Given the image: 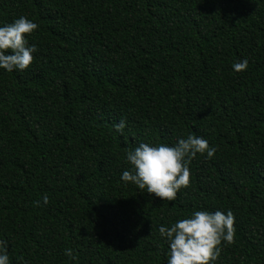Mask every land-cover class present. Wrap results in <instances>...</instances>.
<instances>
[{"label":"trees","instance_id":"trees-1","mask_svg":"<svg viewBox=\"0 0 264 264\" xmlns=\"http://www.w3.org/2000/svg\"><path fill=\"white\" fill-rule=\"evenodd\" d=\"M21 16L35 60L0 69L10 264H167L160 226L229 209L214 264H264V0H0V26ZM190 134L217 150L175 201L121 179L128 150Z\"/></svg>","mask_w":264,"mask_h":264},{"label":"clouds","instance_id":"clouds-1","mask_svg":"<svg viewBox=\"0 0 264 264\" xmlns=\"http://www.w3.org/2000/svg\"><path fill=\"white\" fill-rule=\"evenodd\" d=\"M39 25L25 16L10 24L0 26V69L8 72L29 69L37 51L35 44H29L30 37ZM247 59L233 64L237 72L245 71ZM115 130L123 134L125 122L121 120ZM206 139L195 135L179 138L175 145H150L142 142L134 150H128L126 162L131 170H125L121 179L132 183L150 195L169 202L175 201L182 188L191 187L189 164L197 154L212 158L216 152ZM48 197H43L47 204ZM39 205V201L35 202ZM159 233L169 244L167 264H214L220 257L222 245L235 243V216L217 210H196L189 217L179 219L171 227L160 226ZM65 255L75 260L72 249ZM0 264H10L7 241L0 240Z\"/></svg>","mask_w":264,"mask_h":264}]
</instances>
